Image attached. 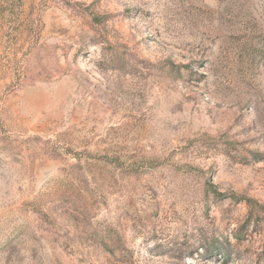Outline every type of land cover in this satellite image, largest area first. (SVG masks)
I'll return each instance as SVG.
<instances>
[{
    "label": "rangeland",
    "instance_id": "1",
    "mask_svg": "<svg viewBox=\"0 0 264 264\" xmlns=\"http://www.w3.org/2000/svg\"><path fill=\"white\" fill-rule=\"evenodd\" d=\"M15 10L0 264H264V0Z\"/></svg>",
    "mask_w": 264,
    "mask_h": 264
},
{
    "label": "trees",
    "instance_id": "2",
    "mask_svg": "<svg viewBox=\"0 0 264 264\" xmlns=\"http://www.w3.org/2000/svg\"><path fill=\"white\" fill-rule=\"evenodd\" d=\"M18 4L24 6L25 0H0V18L2 15H6L7 10H10L12 15H18L19 13L21 14V10H19V13L16 12V8ZM206 187L208 191L213 192L218 197H235V196H227L226 193L220 192L215 184L213 183L212 180H208L206 182Z\"/></svg>",
    "mask_w": 264,
    "mask_h": 264
}]
</instances>
